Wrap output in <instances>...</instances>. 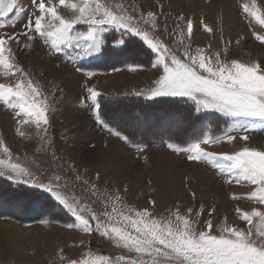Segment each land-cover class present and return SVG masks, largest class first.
Segmentation results:
<instances>
[{
	"label": "snow or ice",
	"instance_id": "snow-or-ice-1",
	"mask_svg": "<svg viewBox=\"0 0 264 264\" xmlns=\"http://www.w3.org/2000/svg\"><path fill=\"white\" fill-rule=\"evenodd\" d=\"M240 7L251 36L264 47V6H258L257 0H242ZM10 14L14 15L9 18ZM21 19L23 31H5L15 28ZM201 24L204 31H213L203 19ZM110 30L139 38L154 55L151 66L157 76L151 86L134 95L149 100L186 98L193 102L196 113L211 110L227 118V126L219 134L205 130L191 139L179 138L177 142L169 138L161 143L173 153L184 154L190 162L217 169L225 176V183L246 185V193H233L231 199H246L254 206L245 209L237 203L232 223L227 217L214 223L215 209L201 220L202 207L193 215L192 208L181 211L179 204L167 209L166 214H157L154 200H149L152 208L130 205L119 189H100L78 174L75 179L87 186L85 191L102 202L103 210L97 212L83 196L69 189L61 175H46L34 161L21 160L2 137L0 178L47 193L56 206L74 218L64 227L87 235L96 233L121 250L116 256L88 250L80 258L68 259L67 264H264V149L245 144L231 153L213 150L238 138L247 142L250 132L264 128V63L223 59L219 51L199 47L193 51L186 42L193 33L191 19L185 22L183 16L178 18V49L173 50L156 35V14L151 11L133 15L123 3L111 0H29V8L21 0H0V106L12 113L17 134L25 137V129L34 128L43 144H51L47 132L50 115L56 110L50 100L55 90L46 89L35 79L14 51L21 45L30 50L39 43L48 49L49 56L60 57L82 73L79 103L94 122L136 152L144 151L145 145L133 142L119 125L106 118L102 93L90 83L97 73L84 71L80 65L102 53L105 34ZM128 43L123 38L115 40L117 47ZM127 67L136 71L141 65Z\"/></svg>",
	"mask_w": 264,
	"mask_h": 264
},
{
	"label": "rangeland",
	"instance_id": "rangeland-1",
	"mask_svg": "<svg viewBox=\"0 0 264 264\" xmlns=\"http://www.w3.org/2000/svg\"><path fill=\"white\" fill-rule=\"evenodd\" d=\"M21 2L25 8H29V0ZM111 2L123 3L133 15L138 16L140 13L146 15L149 11L155 13L156 35L173 50L178 49V33L175 30L178 18L183 16L185 22L189 19L193 22L190 41L186 37V42L190 43L193 51L199 47L208 52L219 51L223 59L264 63V47L251 36L247 21L241 12L242 0H111ZM257 4L264 6V0H257ZM12 15L14 14H10L9 18ZM202 19L213 29L211 33L203 30ZM22 24L23 19L15 28L8 27L5 31H23ZM181 26L184 27V24ZM105 36L106 43L102 53L106 51L109 60L104 61L100 53L80 62L84 71L97 73L90 83L100 92L109 91L101 92V97L119 96L122 93L134 95V92L151 86L157 76V70L151 66L154 55L150 54V50L145 48L139 38L114 30H110ZM129 37L135 41V47L131 50H122L120 55L113 54V47H117L115 40ZM144 49L148 51L147 55ZM14 51L20 64L32 73L35 79L44 84L46 89L55 90V95L50 96V100L55 104L56 110L50 115L47 132L51 144H43L34 128H26L27 135L20 137L16 132L12 113L3 106H0V137L21 160L27 158L29 162L34 161L46 175L52 173L61 175L69 189L83 196L97 212L103 210V204L85 191L87 186L75 179L78 174L92 184L98 185L100 189H119L130 205L152 208L149 200H154V212L157 214H166L167 209L179 204L181 211L192 208L193 215L202 207L201 220L207 219L208 212L215 209L212 212L214 223H220L225 217L232 223L236 219L234 209L237 203L245 209L254 206L246 199L239 202L231 199L233 193H246L248 191L246 185L225 183V176L217 169L206 163L188 161L184 154L173 153L163 146L162 140L153 144L151 142L143 144L144 151L138 153L134 148L104 131L94 122L90 112L79 103L83 91L82 73L73 65L65 64L60 57L49 56L48 49L42 44L37 43L30 50L24 49L21 45L14 48ZM125 57L135 58L136 62L150 66L141 65L136 71H129L127 66L133 64L134 60L122 67L114 66ZM96 68L106 69L101 71ZM190 103L193 104L192 101ZM204 112L215 114L223 123L217 127L206 126L202 131H196L195 136L205 130L219 134L227 126V118L219 113L211 110ZM162 117V114H159L145 121L148 132L163 133L178 124L173 113L168 114L165 119H161ZM245 144L264 149V128L250 132L247 142L238 138L233 144L222 143L214 146L213 150L231 153L238 151ZM41 193L44 194L42 198L35 199L26 207L18 196L11 197V201L5 203L3 199L7 193L4 190L0 192V211L12 212L28 221L17 222L0 217V264H67L68 259L80 258L88 250L109 256L121 254L120 249L96 233L87 235L64 227L63 225L72 223L74 218L56 206V203L48 198L47 193L42 191ZM49 201L51 204H48ZM52 202L55 205H52ZM43 220L50 222L42 223ZM12 240L13 247L20 245L23 247L25 252L23 257L12 252V248L9 247ZM82 240L85 241L83 245L80 243Z\"/></svg>",
	"mask_w": 264,
	"mask_h": 264
},
{
	"label": "trees",
	"instance_id": "trees-1",
	"mask_svg": "<svg viewBox=\"0 0 264 264\" xmlns=\"http://www.w3.org/2000/svg\"><path fill=\"white\" fill-rule=\"evenodd\" d=\"M125 40L129 41V43L122 47H113V54L120 55L122 50H131L135 47V41L133 42V38L129 37ZM144 51L147 55L148 51L145 49ZM102 56L104 61L107 59L109 60V55L106 54V51H104V54L102 53ZM134 59H127V57H125L120 63L114 66L122 67L127 63H132ZM133 62L144 67L150 66V64L138 63L136 60ZM103 69L106 68H98L97 70L103 71ZM100 99L102 105H104V110L107 112L106 118H110L111 122L119 125L133 142L142 144H147L148 142L153 144L159 140H166L169 138L175 139L177 142H179V138L191 139L195 136L196 131L200 132L206 126L217 127L223 123L220 117L211 112L202 111L196 113L194 105L184 98L158 97L149 100L143 96L119 95L101 97ZM172 113L176 115L178 121V124L173 129L163 133L148 132L145 126L146 120L155 118L159 114H162L163 116L161 119H165L168 114ZM120 118H123V120ZM3 190L7 193V196L3 199L5 203L10 202L11 197L18 196L23 200L25 204L23 205L26 207L30 205L31 202H34L35 199L42 198L44 195L37 189L29 188L26 185H14L6 179L0 178V192ZM49 203L51 204L50 201L48 204ZM52 205L55 204L52 202ZM51 207L55 210L53 206ZM54 210H52V212H54ZM0 217L13 219L17 222H28L23 220L24 217H18L12 212H5L3 210L0 211Z\"/></svg>",
	"mask_w": 264,
	"mask_h": 264
},
{
	"label": "bare ground",
	"instance_id": "bare-ground-1",
	"mask_svg": "<svg viewBox=\"0 0 264 264\" xmlns=\"http://www.w3.org/2000/svg\"><path fill=\"white\" fill-rule=\"evenodd\" d=\"M14 240V239H13ZM13 240H12V243L10 244V248H12V252H14V253H16V254H18V255H20V256H22L23 257V255H24V249H23V247L20 245V247L19 246H14L13 247V245H14V242H13Z\"/></svg>",
	"mask_w": 264,
	"mask_h": 264
},
{
	"label": "crops",
	"instance_id": "crops-1",
	"mask_svg": "<svg viewBox=\"0 0 264 264\" xmlns=\"http://www.w3.org/2000/svg\"><path fill=\"white\" fill-rule=\"evenodd\" d=\"M95 71H96V70H95ZM102 74H103V73H102ZM101 92H102V93H103V92H104V93H109V91H107V90H101ZM114 94H115V93H114ZM122 94H126V93H122ZM122 94H121V95H122ZM8 219H9V218H8Z\"/></svg>",
	"mask_w": 264,
	"mask_h": 264
}]
</instances>
